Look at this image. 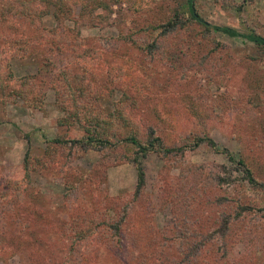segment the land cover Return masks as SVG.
<instances>
[{"label": "trees", "instance_id": "obj_1", "mask_svg": "<svg viewBox=\"0 0 264 264\" xmlns=\"http://www.w3.org/2000/svg\"><path fill=\"white\" fill-rule=\"evenodd\" d=\"M149 1L151 5L140 8L146 11L145 15H139L145 18L142 21L145 23L139 24L138 19L124 11L128 25L126 21L119 22L125 29L116 37L117 45L112 50L102 51L94 37L82 33L85 29L106 25L117 13L115 8L121 9L125 0H0V103L21 101L37 110L44 104L45 88L54 92L55 103L61 111L56 126L64 131L48 141L44 162L34 165L50 174L55 172L63 180L67 196L76 195L75 215L69 220L70 231L63 239L83 248L82 264H252L251 252L260 250L264 244V214L258 207L264 201V165L249 160L244 154L230 155L204 132L177 135L176 142L167 145L161 131H165L162 117L168 115L169 124L164 123V126L175 129L184 115L182 112L169 115L168 102H176V99L161 94L172 91L174 82L189 77L184 70L195 69L191 63L194 56L203 66L213 60L215 54L226 51L225 45L210 39L212 33L237 39L244 47L242 52L252 47L261 57L264 56V36L252 29L238 31L208 22L197 9L199 0H173L168 12L157 15L152 0ZM216 1L236 12L255 2ZM46 16L53 19V27L45 25ZM124 53L129 54L125 56L127 59L122 61L121 67L112 70L111 59ZM226 57L230 59L228 52ZM135 59L147 66V88L157 93L153 96L154 102L148 105L138 97L136 89L127 88L118 89L122 98L111 105L112 110L104 107L103 101L114 96L115 83L123 80L125 71L137 65ZM254 59L257 58L253 55L243 57L241 64ZM23 60L30 61L38 72L16 76L13 63ZM107 62L109 65L102 71ZM114 72L117 77L113 75L109 80L106 74ZM228 74V70L221 73ZM246 79L258 84L251 97L245 93V103L253 105L255 118L249 117L245 106L240 107L237 98L230 96L238 114V120L232 125V136L241 140L242 132L251 128L248 149L264 150V93L259 88L264 82L261 78ZM226 81L225 77L209 80L217 90ZM163 82L169 87L163 88ZM160 101H165L162 108L157 107ZM213 110V106L207 105L191 113L208 118L211 114L215 116ZM202 145L226 156L232 169L214 170L205 164H192L185 158L187 152ZM78 149L85 152L123 150L119 158L132 163L136 170L132 200L115 208L108 198L99 199L96 190L105 179L104 171L102 176L98 175L95 167L77 175L70 166H64ZM63 153L68 162L64 161ZM62 154L63 164L56 165L54 159ZM151 154L164 162L158 180L165 182L161 202L164 208L169 207L172 222L163 231L152 227L149 219L151 198L146 191L142 160ZM172 159L182 162L181 173L166 184V168ZM24 161L29 168L32 162L28 155ZM30 182L29 175L24 181L5 179L0 182L3 222L0 247L10 246L14 251L32 256L38 245L43 251L52 248L55 245L52 236L57 239L61 232L52 218L58 211L44 205L42 194L31 187ZM36 227L42 230L43 236L35 233ZM85 256L88 257L85 259ZM221 257L223 262L219 261ZM47 262L52 263V258L45 257L44 263Z\"/></svg>", "mask_w": 264, "mask_h": 264}, {"label": "rangeland", "instance_id": "obj_2", "mask_svg": "<svg viewBox=\"0 0 264 264\" xmlns=\"http://www.w3.org/2000/svg\"><path fill=\"white\" fill-rule=\"evenodd\" d=\"M172 1L152 0L155 14L168 12ZM235 1L239 4L242 0ZM148 4L151 5L149 0H125L121 9L115 8L117 13L112 15V19L106 25L100 28L85 29L82 34L83 36L94 37L96 45L103 49L102 51L112 50L117 45L114 43L116 37H119L120 32L125 29L122 24L118 25V23H123L124 21H126V25L129 23V20L124 19V11L132 18L138 19L137 22L139 24H144L145 22L142 21L145 18L139 15H145L146 11H140V8L146 7ZM197 9L212 24L230 26L238 31L252 29L264 36V0H255L254 3L245 6L241 12H236L231 8H224L216 0H199ZM43 21L47 27L51 28L54 25L51 16L44 17ZM209 37L225 45L226 51L223 50L222 53L215 54L213 60L203 66L198 64L197 56L192 58L191 63L195 69L184 70V74H189V77L182 79L181 82H174L176 85L171 86L172 91L161 94L165 95L166 98L172 96L176 99V102H168V106H170L167 109L170 112L169 115L182 112L184 118L175 129L169 128V126H164V123L169 124L168 115L165 114L162 117L166 121L162 124V127H165V131L158 124L157 128L161 129L165 143L169 146L176 142L177 138L175 136L177 135L186 136L190 133L204 132L218 146L226 148L230 155L244 154L249 160H256L264 165V150L253 148V151H250L247 147V141H250L248 135L251 128L242 132L243 140L242 138L237 140L235 136H232V125L235 120H238V114L236 106L230 100V96L236 97L237 104L243 108L245 106L249 117L255 118V112L252 110L253 105L245 103V93H247L248 97H251V93H254L252 90L258 84L256 81L247 80L246 77H251L254 80L261 78L264 82V56H258V51L252 47H248L242 52L244 47L239 40L228 38L220 33H212ZM227 52L230 55L229 60L226 57ZM249 55H253L257 59H254V61L245 60L241 64L242 58ZM125 56H129V54L124 53L111 59L112 70L122 66V61L127 59ZM23 61L13 63L12 70L16 76L33 75L38 72V69L30 61ZM135 61L138 62L136 59ZM187 62L190 63V61ZM139 63L141 62L137 63L138 66L136 65L124 72L125 76L122 81L115 83L116 89L112 90L114 96L103 101L104 107L112 110L111 105L118 102L121 97L120 91L127 88L136 89L138 97L143 99L142 101L147 102L148 105L154 102L153 96L157 95V93L147 88L149 86L147 82L149 77L147 76L148 74H145V72L148 73L147 66H142ZM108 65L109 62L105 64L102 71H105ZM227 70L229 71L227 76L221 75L222 71ZM106 75L109 80L113 75L117 77L115 72L111 75ZM131 77H133L132 80L130 79ZM223 77L226 80L228 79V81L218 90L213 82H209V80L216 81ZM165 82H168V80L165 79ZM165 82L161 86L163 88L169 87ZM180 84L182 85L180 86ZM253 84L255 86L250 89L251 91L247 89V86H252ZM48 88H45L44 104L37 110L23 105L21 101L14 104L0 103V182L5 179L17 182L24 181L25 177L29 175L31 179L30 186L42 194L44 205L50 210L55 208L58 211L57 215H52V218L61 234H59L57 239L52 236L56 240H54L55 245L52 248L43 251L41 245H38L32 256L24 251H14L10 246L0 247V264H45V257L52 258V263L47 262V264H60L64 261V264H71L73 261H75V264H82L80 256L81 252L82 254L84 252L83 248L80 245L73 246L72 241L63 239L66 233L70 231L69 220L73 219L75 215L76 195L67 196L68 193L64 182L55 172L50 174L41 166L34 165V163L44 162V158L47 156L48 141L59 132L64 131L63 128L58 129L56 126V121L61 116V111L55 103L54 92L48 90ZM259 88L264 93V83L259 85ZM162 104H165V101H160L157 107L162 108ZM207 105L213 106L215 116H211V114L208 118H204L201 115L194 116L191 113V111H197ZM254 129V132L257 133V129ZM63 154L66 157L64 161L68 162L66 153ZM63 154L59 155V158L54 159L53 162L56 165L61 166L63 164ZM122 154L123 150H117V152H85L78 149L73 152L69 159L70 161L64 166H70L71 169L77 171V175H81L82 172L87 173L95 167L98 175L102 176V171H104L105 179L99 183L96 189L100 195L99 199L100 197H106L115 205V208L119 209L132 200L137 179L133 164L125 162L123 158H119ZM26 155L29 156L33 163L29 164V168L25 167L26 162L24 160ZM114 157L117 159H114ZM185 158L192 164H205L214 170H219L222 167L232 169V165L228 162L226 156L204 145L195 151L187 152ZM179 160L172 159L171 164H168L166 168L168 173L166 175V184H170V180L176 179L181 173L182 162ZM142 165L147 181L146 191L151 198L149 202L151 207L149 214L150 224L156 230L163 231L172 222L169 207L164 208L161 202V193L165 182L158 180L159 173L164 167V162L156 155L151 154L142 160ZM41 207L42 204L39 208ZM258 207L262 209L264 214V201L259 203ZM2 224V219H0V225ZM141 231L143 232V229ZM35 233L43 236L42 230L38 229V227H36ZM133 234L134 236L137 235L135 229ZM138 239L140 244V238L137 236ZM99 240L97 238V241ZM260 247V250L251 252L252 264H264V244ZM73 248L75 250L72 254H69ZM238 248L240 250L239 254H241L242 246L239 245ZM87 257L85 256L84 258L86 259ZM221 260H223V257L219 259V261Z\"/></svg>", "mask_w": 264, "mask_h": 264}]
</instances>
